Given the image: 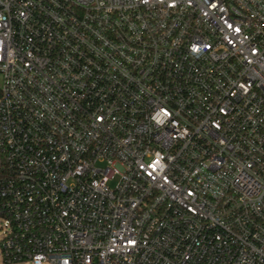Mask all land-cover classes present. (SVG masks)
Masks as SVG:
<instances>
[{
  "label": "built area",
  "instance_id": "built-area-1",
  "mask_svg": "<svg viewBox=\"0 0 264 264\" xmlns=\"http://www.w3.org/2000/svg\"><path fill=\"white\" fill-rule=\"evenodd\" d=\"M2 264H264V0H0Z\"/></svg>",
  "mask_w": 264,
  "mask_h": 264
},
{
  "label": "rangeland",
  "instance_id": "rangeland-1",
  "mask_svg": "<svg viewBox=\"0 0 264 264\" xmlns=\"http://www.w3.org/2000/svg\"><path fill=\"white\" fill-rule=\"evenodd\" d=\"M2 236V229L0 228V237ZM0 264H2L1 259H0Z\"/></svg>",
  "mask_w": 264,
  "mask_h": 264
}]
</instances>
